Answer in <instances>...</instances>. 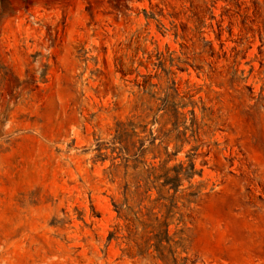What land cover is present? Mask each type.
Here are the masks:
<instances>
[{
	"label": "rangeland",
	"instance_id": "rangeland-1",
	"mask_svg": "<svg viewBox=\"0 0 264 264\" xmlns=\"http://www.w3.org/2000/svg\"><path fill=\"white\" fill-rule=\"evenodd\" d=\"M175 153L206 188L167 261L136 181ZM175 259L264 264V0H0V264Z\"/></svg>",
	"mask_w": 264,
	"mask_h": 264
},
{
	"label": "trees",
	"instance_id": "trees-1",
	"mask_svg": "<svg viewBox=\"0 0 264 264\" xmlns=\"http://www.w3.org/2000/svg\"><path fill=\"white\" fill-rule=\"evenodd\" d=\"M174 117L179 121L180 114L175 111ZM194 114V112L192 113ZM178 126V125H177ZM186 133V132H185ZM179 132V135H186ZM167 159L159 165H149L138 172L136 187H146V193L149 194L153 188H157L159 197L154 202H162V208L166 210V217L164 221L158 218L150 219L146 224L147 229H151V233H155L152 240H155L154 244H151V240L147 243L145 253L151 248H154L158 255L169 261L170 256L176 254L178 247L183 248L185 251L186 245L190 242L192 229L188 227L186 221H184L183 215L179 218L177 223L178 230L175 231L173 236L171 233V226L173 224L174 215L179 208V203L188 205L192 202H196L200 197L204 185H194L193 181L197 175L202 176L203 171H198L196 168V162L194 155H188L187 161H180L177 164L172 165L173 160L178 156L177 153L167 155ZM158 158V155L154 159ZM185 182L190 185L185 187ZM151 199V195L148 196ZM126 205L116 206V211L119 218L124 219L135 225V222L129 216ZM137 231V228H135ZM128 230H131L128 228ZM188 259L185 258L186 262ZM173 264H177V260L173 261Z\"/></svg>",
	"mask_w": 264,
	"mask_h": 264
}]
</instances>
